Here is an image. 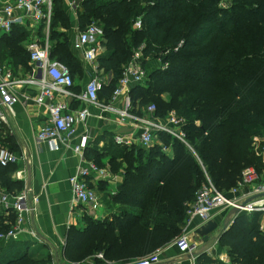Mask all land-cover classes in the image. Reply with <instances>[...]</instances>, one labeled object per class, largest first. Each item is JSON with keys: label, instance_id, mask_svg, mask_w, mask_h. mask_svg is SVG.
<instances>
[{"label": "trees", "instance_id": "16d2710c", "mask_svg": "<svg viewBox=\"0 0 264 264\" xmlns=\"http://www.w3.org/2000/svg\"><path fill=\"white\" fill-rule=\"evenodd\" d=\"M80 8V31L99 21L105 32L107 49L99 66L113 77L100 99L109 102L144 45L145 58L169 66L149 70L144 84L131 87L132 113L143 116L155 106L156 117L175 112L185 121L188 146L159 134L172 154L160 144L120 146L111 137L102 150L98 145L85 150V158L101 168L107 160L122 183L107 203L111 220L84 216L82 226L70 228L64 256L72 264H104L99 254L112 264H127L173 244L208 181L228 194L247 168L264 176L253 147L256 137H264V0H85ZM67 10L64 0H54L51 58L66 65L74 78L81 68L69 34L62 31L74 27ZM29 36L22 26L1 33L0 62L28 69L24 44ZM17 169L0 165V187L22 190L14 179ZM15 220L0 214V233H7ZM260 223L259 213L239 214L221 234L219 244L232 264H264ZM30 249L18 242L0 251V264H52L50 253L37 258ZM198 264L213 260L204 255Z\"/></svg>", "mask_w": 264, "mask_h": 264}, {"label": "built area", "instance_id": "2783aa9c", "mask_svg": "<svg viewBox=\"0 0 264 264\" xmlns=\"http://www.w3.org/2000/svg\"><path fill=\"white\" fill-rule=\"evenodd\" d=\"M84 1L69 0L66 7L75 13ZM53 6L54 0H0V34H10L15 26H22L43 31L46 38V44H40L35 38L25 47L30 55L31 72L28 77L16 76L11 65L0 63V165L8 167L16 165L20 160L7 144L8 138L14 134L8 113L14 116L15 106L28 101L20 92L27 87L39 91L35 103L38 106H45L48 112L47 122L37 134V142L48 143L55 151H58L60 145L65 144L67 138L74 134L78 125L87 121L93 107L116 113L119 116L118 124L130 129L131 133L115 137L117 145L136 144L143 148H151L155 144H160L162 151L169 153L171 147L163 145L159 139V134H166L188 146L184 132L185 121L175 112L168 113L164 119L155 116V106L149 107L143 116L132 113L131 87L144 84L147 78V71L135 61L125 69L109 102L100 99L99 94L109 82L100 74L99 59L107 48L104 28L99 23H91L83 31H80L77 25L74 26L78 33L72 42V48L80 54L86 64L94 66V75L80 94L72 91L75 80L69 69L51 58L49 36ZM136 26L141 28L142 22L137 21ZM140 56L141 54L136 55L135 59H139ZM168 66L167 63L158 64L159 69L163 70ZM69 100L82 104L83 107L73 109ZM119 101H122L123 106L120 110L114 107ZM253 142L254 152L264 164V138L256 137ZM86 144L84 138L74 148L75 154L80 158V165L69 179L72 192L70 209L83 206L93 215L102 208V202L89 186V180L106 177V171L85 158ZM14 179L21 181L23 172L16 171ZM38 204L39 197L31 196L27 187L15 193L0 187V214L8 218L14 215L16 218L15 224L7 233H0V242L22 241L26 234V220L30 214L36 212ZM227 209H239L240 214H261L260 231L264 234V179L256 168H247L238 187L228 194L216 189L211 181L197 192L195 202L188 209L182 234L173 242L182 255L191 256V264L197 262L191 246L192 235L189 232L192 223L199 219L201 223L198 229L212 220L215 211ZM162 253L163 250H157L152 256L127 264H160ZM97 258L104 261V264H112L103 254L97 255Z\"/></svg>", "mask_w": 264, "mask_h": 264}, {"label": "crops", "instance_id": "0c3cea01", "mask_svg": "<svg viewBox=\"0 0 264 264\" xmlns=\"http://www.w3.org/2000/svg\"><path fill=\"white\" fill-rule=\"evenodd\" d=\"M64 1L67 4L69 0ZM75 53L80 60L81 73L74 75L75 86L72 91L75 94H80L94 75V66L86 64L80 54ZM105 53L106 51L102 56ZM14 71L16 74V70ZM100 74L102 78L111 82L112 74L106 73L102 69H100ZM20 92L28 98V101L15 106L14 116L8 113L14 134L8 138L7 144L20 159L15 166L18 168L17 171L23 172V179L17 180L21 183L22 190L27 187L31 196L39 197L36 212L30 214L26 220V234L21 242H25L29 246L32 244L30 249L32 254H36V251L39 254L47 249L50 250L49 253L56 255V264H62L61 255L65 258L64 250L70 228L82 226L84 216H89L97 221L111 220L113 210L109 209L107 203L110 196L117 193V189L122 183V176L114 174L106 160L105 166L102 167L106 171V177L89 180V186L100 198L102 208L93 215L83 206H77L71 210L72 192L69 179L80 165V158L74 152L75 146L86 138V148L98 145L99 150H102L106 147L108 138L115 139L118 135L125 136L131 132L129 128L118 124L119 116L116 113L93 107L90 109L91 115L87 121L78 125L74 134L67 138L65 144L60 145L58 151H55L48 143L39 144L36 139L48 117L47 108L35 103L39 91L36 88L27 87ZM69 102L73 109L83 107L82 104L73 103L72 100ZM114 107L122 109V101L117 102ZM168 154H172V150ZM262 177L264 176L262 175ZM226 217L227 212L223 210L213 213L212 220L219 224V230L212 234L210 240L205 243L195 233L201 221L196 219L192 223L189 232L194 242L193 254L197 257L196 264H198L199 257L204 255L211 258L213 264H232L227 249L219 244V237L233 223L231 221L224 229ZM10 243L1 241L0 250ZM61 245L63 250L60 248ZM190 257V255H182L178 248L172 244L163 250L160 264H191Z\"/></svg>", "mask_w": 264, "mask_h": 264}, {"label": "rangeland", "instance_id": "374dc122", "mask_svg": "<svg viewBox=\"0 0 264 264\" xmlns=\"http://www.w3.org/2000/svg\"><path fill=\"white\" fill-rule=\"evenodd\" d=\"M224 4H226L225 2H223V4L222 5H224ZM65 6H66V4H65ZM80 11H82V9L81 8H79L78 10H77V12H70L69 10H67V12H68V14H69V18H70V21L73 23V25L75 26L76 24H77V22H78V14H79V12ZM93 22V21H92ZM94 23V22H93ZM95 23H100L99 21L98 22H95ZM100 25L103 27V25L100 23ZM25 29H26V31L30 34V36L28 37V39H27V42H25V44H24V46L26 47V45H27V43L28 42H31V41H33L35 38L40 42V44H46V38H45V32H43V31H40V30H35V28H31V27H24ZM63 32H66L67 34H69V38L71 39L70 41L71 42H73V40H74V38H75V36L77 35V30H75L74 29V27L71 29V30H62ZM49 39H50V36H49ZM50 46H51V43H50ZM138 54H141V56H140V58L139 59H135V58H137V57H135L136 55H138ZM7 61V60H6ZM136 62L137 63V65H139V66H141V67H143L147 72L149 71V70H151V69H155V68H158V64H159V61H155V60H151V59H149V58H145L144 57V45L143 46H141L139 49H137L136 50V53H135V55H134V57H133V59H132V61L126 66V68L125 69H127L130 65H131V63H133V62ZM1 63V62H0ZM4 64H7V62H5ZM11 66H13V65H11ZM30 66V65H29ZM14 67V66H13ZM14 70H16V76H20V77H22V78H26V77H28L29 75H30V72H31V68L29 67L28 69H23V68H21V67H18V68H16L15 69V67H14ZM223 211H225V212H227V216H228V214L231 212V210H229V209H227V210H223ZM227 218V217H226ZM233 221V220H232ZM64 242V241H63ZM21 244H23V243H21ZM16 246H18V242H11L10 244H8L4 249L2 248L0 251H4V253H6V252H8V251H10V250H12L14 247H16ZM24 246H25V244H24ZM30 247H32V244H30ZM60 248L62 249V245L60 246ZM21 250H27L26 249V246H25V248L24 247H21ZM36 250V249H35ZM38 251H39V249H37ZM63 250V249H62ZM49 252H50V250L48 251V249H47V251H43L42 253H40L39 252V254L37 253V251H36V254H33V255H45L46 256V253H48L49 254ZM53 253V252H52ZM51 254V253H50ZM55 253L52 255L51 254V257H52V264H56V258H55ZM39 256H37V258H38ZM61 257H62V261H63V263L62 264H72V262L71 261H69V260H67L66 258H64L62 255H61ZM36 258V260H39V259H37ZM138 260H140V259H138ZM231 261V260H230ZM232 263V262H231Z\"/></svg>", "mask_w": 264, "mask_h": 264}, {"label": "water", "instance_id": "95a60500", "mask_svg": "<svg viewBox=\"0 0 264 264\" xmlns=\"http://www.w3.org/2000/svg\"><path fill=\"white\" fill-rule=\"evenodd\" d=\"M239 214H240L239 209H232L226 218V223H225L224 229H226L227 226L229 225V223ZM218 230H219V224L216 221L211 220L208 223H206L205 225L198 228L195 233H196V236L200 237L203 240V243H205V242L209 241L211 235L214 234L215 232H217ZM193 243L194 242L192 240V242H191L192 249L195 248L193 246Z\"/></svg>", "mask_w": 264, "mask_h": 264}]
</instances>
